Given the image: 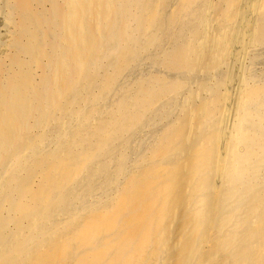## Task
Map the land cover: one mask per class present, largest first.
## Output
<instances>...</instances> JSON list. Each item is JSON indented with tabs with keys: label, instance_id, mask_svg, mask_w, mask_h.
Wrapping results in <instances>:
<instances>
[{
	"label": "bare ground",
	"instance_id": "6f19581e",
	"mask_svg": "<svg viewBox=\"0 0 264 264\" xmlns=\"http://www.w3.org/2000/svg\"><path fill=\"white\" fill-rule=\"evenodd\" d=\"M2 3L0 264H264V86L227 61L263 46L264 0ZM180 24L159 57L180 78L110 107L137 48Z\"/></svg>",
	"mask_w": 264,
	"mask_h": 264
},
{
	"label": "rangeland",
	"instance_id": "374dc122",
	"mask_svg": "<svg viewBox=\"0 0 264 264\" xmlns=\"http://www.w3.org/2000/svg\"><path fill=\"white\" fill-rule=\"evenodd\" d=\"M169 7H170V9L172 10L173 8H174V2H171L170 3V5H169ZM254 19H256L257 21H258V23H262V24H264V18H261L260 19V17L258 16V17H255ZM131 23V25H130V30L133 32L132 34H133V36L135 35V38H138L140 35H139V33L137 32V28H136V23H134V21L133 20H131L130 21ZM9 25V21H8V11H7V8H6V6H5V4H0V32L1 33H5L7 30H8V26ZM135 26V27H134ZM180 26V28L178 29L177 27H179ZM179 26H176V28L174 27V28H172V30H171V28H170V30H168V29H164V35L162 34V37H161V42H163V43H160L161 44V46H157V47H154L155 48V50H153L154 48H151V49H149V48H147V49H149V50H147V49H140V48H137V46H136V48H137V52L139 51V53H138V55L136 56V57H134L133 59H132V64H131V67L129 68V70L127 71V73L128 74H125L124 76H126V78L123 76V78H122V86L123 87H125V89L123 88V87H120L119 86V88H117L116 89V91L117 92H120V93H117V92H115L114 93V96L111 98V101H113V102H111L112 104H110V107H112V108H115L116 107V100H120L121 98H122V96L124 95V93L126 92V91H131L132 90V88H134L133 86L134 85H136V82L138 83V82H144V81H149L150 79H152V78H154V77H156V76H168V77H173V79L174 78H180V76H169V74L166 72V71H164L165 69L163 68V66H162V64H161V62H162V59H163V57L165 56V52H167V53H170V52H172V50H174L178 45H179V43L181 42V40L183 39V38H187L189 35H190V33H189V30H188V28H186L183 24H180ZM184 27V28H183ZM135 28H136V30H135ZM173 29L175 30V31H173ZM179 31H178V30ZM186 29V30H185ZM188 30V31H187ZM138 33H136V32ZM170 31V32H169ZM177 31V32H176ZM182 31V32H181ZM167 32V33H166ZM172 32H173V36H172ZM137 35H136V34ZM166 33V34H165ZM176 33V34H175ZM180 35L179 36V40L177 41V42H179L178 44H176L177 42H176V39H178V36L177 35ZM182 34H183V36H182ZM168 35V36H167ZM171 35V36H170ZM137 36V37H136ZM164 36H166L165 38H164ZM182 36V39L180 38ZM167 37H169V39L167 38ZM176 37V38H175ZM162 38H164L163 40H162ZM175 38V39H174ZM139 39H140V37H139ZM168 39V40H167ZM175 40L174 42H176V43H174L172 40ZM165 40V41H164ZM166 40H167V42H166ZM171 40V41H170ZM169 41V42H168ZM166 42V43H165ZM171 43H173V44H171ZM162 44H163V48H161L162 47ZM167 44V45H166ZM176 45V46H175ZM133 47H135L134 45H133ZM164 47H166V48H164ZM156 49H157V52H156ZM166 49H168V51L166 50ZM152 52H151V51ZM161 50H163V52H164V54H162L163 52L161 51ZM160 52V54L161 55H163L162 57L160 56V54H159V52ZM170 51V52H169ZM144 53V54H143ZM154 53V54H153ZM156 53H158V54H156ZM149 54V55H148ZM238 54V55H237ZM242 55V57L244 58V64L247 66V68H249V74L251 75L252 74V76L256 79V82L259 84V85H262V86H264V43H263V46H248V47H244V45L243 44H240V43H236L235 45H234V48H233V53H232V55L231 56H229L228 58H227V61L228 62H230V63H232V64H235L236 63V65L238 66V64H237V61H236V57L237 56H241ZM142 56V57H141ZM140 57V58H139ZM156 59H155V58ZM162 58L161 60H160V58ZM158 59V60H157ZM137 60V62H135V61ZM160 64V65H159ZM134 65V66H133ZM161 66V67H160ZM130 71H132V72H130ZM130 73V74H129ZM166 73V74H165ZM40 74H39V72L37 73V77L39 76ZM124 81H125V83L126 84H124ZM214 81L215 80H213L212 82H211V85L213 86L214 85ZM121 85V84H120ZM251 85H253V82H251V84H250V86ZM126 86L128 87L127 88V90H126ZM131 86V87H130ZM118 89H119V91H118ZM121 89V90H120ZM123 90H126L125 92H123ZM123 94H122V93ZM122 94V95H121ZM115 95H117L116 97H115ZM121 95V96H120ZM184 96H186V95H184ZM117 97H119V98H117ZM121 97V98H120ZM184 98L182 97L181 98V100H180V102L183 100ZM178 104H179V102H173L172 103V107H171V110H172V113H173V111H175L174 112V114L173 115H170V116H168L167 117V115L165 114V115H160L159 116V118H156L155 119V121L156 122H154L153 123V125H154V127H153V125L151 124V126H149L151 129H152V131H150L151 129L148 127V129L147 130H145V132H148V134L146 133V134H144V135H142L141 136V133H140V135H138V141L139 142H141V143H139V144H137L138 146H141V144L143 145V143H144V145L143 146H141V147H138V148H140V153H147L148 152V150H150V147H151V145L153 144L154 145V141H157V140H155V138H158V136L161 134V132H162V129H164L165 127H166V125H168V124H170L169 122H172V121H174V120H176V116L178 117V115H177V107H178ZM115 105V106H114ZM164 116V117H163ZM162 117V118H161ZM171 117V118H170ZM157 119H159V120H157ZM168 119V120H167ZM163 120V121H162ZM164 120H165V122H167V123H164ZM161 121V122H160ZM158 122V123H157ZM159 124V125H158ZM159 127V126H161V127H159V129L157 128V126ZM165 126V127H164ZM164 127V128H163ZM162 128V129H161ZM154 129H156V132H155V130ZM161 129V130H160ZM160 130V133H159V135L157 134L158 132L157 131H159ZM144 132V133H145ZM150 132H151V134H150ZM153 134V135H152ZM157 134V135H156ZM147 137H149V138H147ZM148 140H147V139ZM154 139V141H152ZM145 140V141H144ZM151 141V142H150ZM151 143V144H150ZM147 144H148V146H147ZM152 145V146H153ZM137 148V149H138ZM152 148V147H151ZM141 149H144V150H141ZM136 154V155H135ZM135 154H133L134 156L132 157V162L134 163V161L137 159V158H135V157H138V153H135Z\"/></svg>",
	"mask_w": 264,
	"mask_h": 264
}]
</instances>
